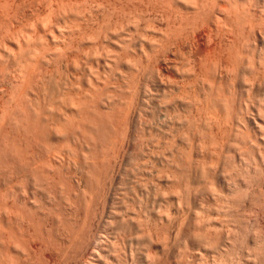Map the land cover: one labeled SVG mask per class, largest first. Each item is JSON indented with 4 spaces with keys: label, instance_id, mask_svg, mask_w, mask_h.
I'll return each instance as SVG.
<instances>
[{
    "label": "bare ground",
    "instance_id": "obj_1",
    "mask_svg": "<svg viewBox=\"0 0 264 264\" xmlns=\"http://www.w3.org/2000/svg\"><path fill=\"white\" fill-rule=\"evenodd\" d=\"M171 1H174V0H171ZM177 1H180V0H177ZM162 2H164V0H162ZM168 2H166L167 5L171 6V3L170 2L168 3ZM180 2H182L183 4L187 3L188 5L189 4L190 5L194 4L193 2H190L189 0L188 1H185V0L182 1L181 0ZM196 2L199 3L200 1L196 0L195 4H197ZM203 2H205V1L203 0L202 3ZM211 2L213 3V0ZM166 3H165V5H166ZM191 3H193V4H191ZM202 3H201V6H204L205 4L203 3V5H202ZM177 4L178 3H176V5ZM214 4L216 5V3H214ZM197 5H193V7H196ZM209 5H210V3H209ZM172 6H174V4H172ZM185 6H186V4H185ZM207 7H208V5H207ZM230 7L231 6H229V8ZM169 9H170V7H169ZM169 9H167V10L169 11ZM171 9H172V7H171ZM192 10H194V9H192ZM232 10H234V9H232ZM158 11H159V9H158ZM202 11L204 12V10H202ZM206 13L204 12V14H206ZM198 15H199V11H198ZM168 18H170V17H168ZM216 19H217V17H216ZM219 21H220V19H219ZM212 22H214V21H212ZM225 24H226V22H225ZM215 25H216V23H215ZM217 25H219V23ZM217 25H216V27H217ZM63 27H65V26H63ZM220 27H221V25H220ZM67 28H71V27L68 26ZM194 28H195V25H194ZM51 29H53V28H51ZM211 29L212 28H210L209 30L211 31ZM206 30H208V28ZM118 31L120 32L121 28H120V30H117L116 32H118ZM52 32L55 34L54 31H52ZM116 32L113 33V34H116ZM61 33H60V35H61ZM192 33H194V32H192ZM117 35H113V36H115V37L117 36L119 38V36L121 34L119 35V33H118ZM125 35H123V36H125ZM218 35H219V33H218ZM40 36H38V37H40ZM46 37H48V35H45L44 39H47L48 41L50 39H52V42L51 41L50 42L44 41V43H45L44 44L43 42H40L41 40L37 41L36 43H34L33 40H32V42L29 43L30 41L28 42L25 39L26 40L25 41L26 44L24 43L25 44L24 48H22L23 46L22 47L20 46L21 43L19 44L17 42V45H18V46L16 45L17 46V50H18L17 51L18 52L17 56H15V52L13 54L12 51H11L12 54L9 53V55H8V52H7L8 56L11 55L10 56L11 57L10 65L13 66V69H10V70H11L12 74H11V72H10V74L8 73L10 70L8 72H6V73L4 72V71L8 70L7 67L5 69V66L3 68L1 67L3 69V71L0 70L1 71L0 72V90H2V87L6 86V85H4L5 84V80L7 79L6 77H8V79H7L8 83L7 84H9L8 86L5 87V88H7V87L9 88V92L7 93V96H6L7 99L5 98L6 100L5 101L3 100L4 101L3 102L4 105L2 106L3 108H1V111H0V134L2 133V136L4 135V138H6L9 135H10L9 138L11 137V141L9 142V144H8V141H9L8 139L9 138H7V143L4 144L2 147H0V264H79V263L82 262V260L85 257L86 258L89 257L90 259H92L94 264H112L111 262H113V261L115 262V264H120V263L122 264V263H127V261L130 262L131 260H133L134 253H136L138 248H139V245H137V244H139L141 242L143 243V241L146 242L145 241L146 239L148 240L147 242H149V243L146 242V244H145L146 246H143V247H146V249L144 248L145 250H142L143 251L144 260H145V264H162L164 262L162 261V263H161L160 262V258L159 259L157 257L155 258L156 253H157V248H158L157 246L161 245L163 247V245H165V247H166V245H168V244H165L166 238L167 239L169 238V234H171L173 232V229H174V231H178V230H175L176 227H177V226L175 227V225H176V219L175 218L176 217L173 216L175 214H172L173 213L172 210H176L175 207H178L177 206L178 202L176 201V199L180 200L181 199L180 198L181 195H183V196L187 195L188 196L190 194V193L188 194V192L190 191L191 185L193 183H195L197 185V183L199 184L201 181L202 182L205 181V182H207V185H209L208 186L209 190H210V188L212 186H214V184L216 186H218L219 191L217 189L216 190L218 192H220V195H221V197L218 198V199L219 200L221 199L220 202L222 201V204L226 207V210L228 208V205H230L231 209L234 208L233 205H235L238 202H241L242 201V200H240L241 198H243L244 200H245V198H247L248 201L249 200L253 201V199L255 200L257 198H259V199L262 198V197H257V195H254V194H256L254 192V190L255 191L258 190L257 192H259V196L261 195L260 194V191H262L261 186H258V183H256L257 184L256 185L257 189H255L254 187L251 186V184H250V180L251 179L250 180L248 179L249 177H251V175L247 174V171H246V173L244 172L246 168L248 169L249 165L246 166V163L240 157L241 156L240 154L239 155L237 154L239 156L237 158L238 161L237 160L235 161L233 159L234 162L237 164L236 168H234V169L238 173H236V172L235 173L239 174V176L241 177V179L243 181V182L239 183V181L237 180L238 181V183H237V181L236 182L232 181L233 179L230 180V177L234 178V176L232 174H230L232 176H229V174H227L228 176L225 175L226 171L224 173V169L223 168L227 169L226 167L222 166V168H221V167H218L216 165L217 160H216L215 163L212 162V165L215 164L217 166V168H221V169L215 168L214 167L215 165L214 166L208 165V163L210 161L205 159V156L207 154L204 153V150H205V149L203 150V146L204 145L202 146L201 142H199L200 144H198V142H197V144L193 143V145H192L191 144L192 140L191 141H190V139L188 140V138H187V130H188V132L191 130L189 128L192 127V125H193L192 123H194L193 118L195 120L196 117L191 118L192 121H189V118H187L186 115L179 114L177 111L180 110L179 108H181V107H182L181 109L184 110V107L187 108L186 105H188L189 103L191 105V102L189 100H187L188 102H185L186 100H183V98H184L183 96H185L186 94L183 95V93H182L183 91L182 90L185 91L184 88L188 87L187 84H189V85L191 84L192 85V83L194 81H192V83H191L190 79L187 80V81H190V82L187 83V84L184 82V84L186 86L184 87V85H181V87L183 86L181 88L180 85H179L180 84L179 82H178L179 84L176 82L179 86H177V84L174 83L177 79L174 82H172L174 79L172 80L170 78L166 79L167 77L165 78L164 76L162 77L160 75L159 70H158V72H156L157 69H158L156 67L157 66L159 67V64H157V63H159V62L161 63V57L160 56L162 54H161L160 50L162 51V49L166 48V47H163L162 49L159 48V50H157V51H159L160 53L157 52V54L155 52L156 50L153 51L154 52L153 53L154 57L152 56L153 57L152 60L154 62L151 59H149V57H147L148 54H149L148 52H151L149 50H150V45H152L151 41L153 39H151V41H150L149 39H146L147 37L145 38L146 40H148V42L150 41V43H149L150 45L148 47L149 49L147 51V56H146V53H145L146 51H144V50H147V49H144L142 47V45L144 44V41H145L144 39H142V40H144L143 43H141L142 45L138 44V46H137V47H141V49H139L137 47H135V48L133 47L134 49H136V48H137V50L139 49L138 53H141V55L145 54L144 56L147 57L145 60H149L148 62L152 61L150 63L151 64L150 69H152V66L154 64L155 65L157 64V66H155L156 71L154 73H152L153 69L155 70L154 66H153V69L148 72V74L146 73L147 75H149L150 72L152 73V74L150 73L151 76L149 75V77H150L149 80H148V77L146 75L147 78H145L144 80L147 81V82L142 81L143 83L141 82L142 83L141 84L138 81L139 84H135L134 83V84H132V86H130L129 83L127 82L128 85H129L128 87H132V88L130 90L127 89L128 92L129 91H131V92L130 93L127 92V94H129V96H127L128 100L124 99L125 100L124 101L123 98H125V97H121L120 100L119 99L116 100L115 99L116 97H114V95L117 94V92L115 93L116 90L114 91V90H110V88L108 89V86L109 87L113 86L110 83V81H109L110 80L109 78H110L111 75L109 74V72L106 69L104 71L105 67H103V66H102L103 71L104 72L107 71V74H105L107 76V78L105 77V79H104L103 78L104 76L102 77V79L100 78L102 76V72L100 73L101 75L100 74L98 75L99 77L96 76L98 74V72H97L98 68H97L96 71H95L96 73L93 72L94 76L92 75V73H90V75H92L91 78L90 77H85L86 80L83 79L84 82L82 81L83 84H82L81 88H80V86L77 87L76 85H75L76 88H74V89L71 88V87L69 88L68 84H67L68 86L65 85V82H66L65 80H64V86H66V88L64 86L60 87L61 85H58L55 82H54L55 83L54 84L52 81L51 82L53 84L51 85L49 83L50 85H48L47 84L48 83V79H49V77H52V76H50L48 73H46V69H47L46 67H47V65L49 66V64L51 65V63L54 60V58L56 57L57 53H58V55H57L56 58L58 59V56H60L62 54V50H60L62 48H59L58 45H57L59 40L57 41L56 39H53V36H51V35L49 36L50 38H46ZM117 37H116V39L113 38L114 40H112L111 38L109 39L107 37L108 38L107 40H110L111 43L114 44L113 46L116 45L117 47L118 46L119 47H122V46L124 47L126 45V43H128L127 41L124 43V41H125L124 37L120 36V39L123 38L121 40L120 39L117 40ZM92 38H94V37H92ZM130 38H131V36H130ZM28 39L30 40V38H28ZM165 39H167V37ZM218 39H219V37H218ZM233 39H235V38H233ZM88 40H87V42H88ZM127 40H128V38H127ZM139 40H140V38H139ZM142 40H140V42ZM184 40L186 41V39H184ZM214 40H216V39H214ZM239 40H240V38H239ZM167 41H168V42H166L167 44H171L175 40L174 41L171 40V43H169L170 40H167ZM176 41L177 42H181V41H183V39L182 38L181 39H177ZM252 41H254V43H253V47H250L251 48L250 51L251 52L254 51V52H252V54L257 51L256 52L257 53V59L259 58V63L258 64H259V66H262L264 64V38L262 37V39H259V41H258V39H254ZM145 42H147V41H145ZM249 42H247V43H249ZM166 43L164 42V46H167V48H168V46H170V45H166ZM175 44L173 43L172 46L169 47V49L172 48V50H173L171 52V54L175 53L174 49L177 47V46L176 47L174 46ZM178 44L179 43H177V45ZM183 44H185V43H183ZM249 44H251V46H252V42L249 43ZM109 45H110V43H109ZM179 45H181V44H179ZM127 46H129V45H127ZM144 46H145V44H144ZM158 46H159V44H158ZM173 47H175V48H173ZM131 48H132V45H131ZM133 48H132L131 52L134 50ZM152 48H153V46H152ZM167 48L163 49V51L165 50V52H167V51L170 52ZM178 48H176V49H178ZM252 48H254V49L252 50ZM97 49H98V47H97ZM104 49H106V48L104 47ZM119 49L122 51V50H125L126 48H123V49L119 48ZM111 50H112V47H111ZM118 50H117V52L115 51L116 53L113 52V54L115 53V55L116 54L118 55ZM108 51H110V50H108ZM113 51H114V48H113ZM165 52H164V54H166ZM195 52H197V51H194V53ZM109 53L108 54L105 53L107 56L106 55H104V56L106 58H108V56H112L113 55V54L109 55ZM123 53H125V52L123 51ZM129 53L130 52H128V54ZM194 53H192V54H194ZM256 53L253 54V55H256ZM66 54H68V53H66ZM66 54L63 53V55L65 57H66ZM135 54L137 55V52ZM178 54H180V52ZM231 54H233V53H231ZM119 55H118L117 58L120 57ZM125 55L126 54H124L123 56L121 55V56L124 58V57H126ZM141 55L139 57H141ZM155 55L157 56V58L155 57ZM199 55H201V53L196 55V57L199 56ZM104 56H101V59H103L102 61H100L102 63V65H104L106 67L107 66L109 67V66L112 65L111 66L112 68L109 67L110 71H112V73L115 70L117 71L116 77H114L116 79L115 80L112 79V81L116 82L118 80V81L122 82V81H124V79L126 80L127 79L126 77L128 75L125 76V74H127L128 70H130L129 68H132V67L128 68V66H129L128 65V66H126V68L128 70L121 71L122 69L120 67H122V66L116 65V64H118V62L116 61V64H114L115 62L113 63L115 65L114 69H113V64H111L112 62H107V61L108 60H110V61L122 60V59H114V57L112 56L113 59H111L112 57L111 58L109 57L108 60H106V59H104ZM149 56H150V58H152L151 54ZM162 56H164V55H162ZM165 56L163 57L164 60H165ZM189 56H190V54H189ZM203 56H204L203 58H205L204 60L207 61L204 53H203ZM206 56H208V55H206ZM239 56H240V54H239ZM95 57H96V54H95ZM97 57H96L97 59L100 58L99 56H97ZM158 57H160V61H158L159 60ZM185 57H187V56H185ZM185 57L183 59L184 60L183 62L188 61V62H186L185 65L188 64L187 66L189 68L187 66H186L187 68H184L185 65L182 64L184 67L181 66V68H184V69H181L182 72H180V70H178L179 67L177 69V64L178 63L177 62L175 63L176 64L175 65L176 66V71H175V68H174V71L175 72L178 71L177 74L180 73L179 74L180 76L182 75L181 73H184V72H185L183 74L184 76L185 75H189L191 73H194V72H192L193 70L190 73H189V71L191 69H194L193 67H194L195 63H197L199 69H201V67L203 65L205 66V64H206L205 61H203L202 57H198L200 59V62H201L202 66L201 65H200L201 67L199 66L200 62H198V61H196L194 64H192L193 61H191L192 63L190 62V66H193V67H191V69H190L189 61L191 59L190 58L191 56L189 57L190 59L186 58V60H185ZM9 58H7V60H9ZM168 58H170V53H169V57ZM175 58H176V56H175ZM181 58H183V57H181ZM101 59H99V60H101ZM166 59H167V57H166ZM212 59H214V58H212ZM254 59H255V56H254ZM124 60H125L124 62H126L125 64H127L128 63V59H124ZM139 60H141V59H139ZM169 60H167V61H169ZM236 60H238V59H236ZM54 61L56 62V60H54ZM54 61H53V66L55 64ZM58 61H59V59H58ZM155 61L156 62L158 61V62L156 63ZM181 61H182V59H181ZM214 61L217 62L216 60H213V63H211V66L213 64L215 66V68L217 67L216 69L219 71V68L217 66L219 64V62L215 65ZM252 61L253 62L250 61L252 64L256 63L254 60H252ZM124 62H123V64H124ZM140 62H142V61H140ZM69 63H70V61H69ZM152 63H154V64H152ZM248 63H249V61H248ZM56 64H57V62H56ZM91 64L89 66H92ZM95 64L98 65V60L95 62ZM168 64H167V66H168ZM2 65H4V64H2ZM148 65H149V63H148ZM163 65L165 66V64H163ZM171 65L173 66V64H171ZM197 65L195 64L196 67H197ZM116 66L117 67L120 66L119 70L120 69L121 70L119 71V70L115 69ZM204 66L202 67V69L206 68ZM214 66H212V67H214ZM98 67H100V66H98ZM255 67H257V66H255ZM43 68L45 69V71H44ZM73 68H75V67H73ZM135 68L136 67H134V69ZM169 68H168V70H169ZM211 68H210V70H211ZM249 68H252V70H254L253 67H249ZM185 69H186V71L188 70V73L185 71ZM131 70L133 71V68ZM183 70H184V72H183ZM223 70H225V69L223 68ZM223 70L220 73H218V80L216 79L217 78L216 77L217 74H216V76L214 75L216 72H214L212 70H211L212 71L211 73L213 74V76L209 75L212 78L211 80L208 78L209 76H206L205 73L203 74L206 77V78L204 77L205 79L210 80V81H208L209 84L206 82L209 85L206 88H208L210 91H212V87L214 85L215 80L218 81L217 89H218V87L219 88L221 87L220 79H222V77L224 76ZM231 70H234V69L232 68ZM245 70H248V68L245 69ZM80 71H81V69H80ZM89 71H91V69ZM89 71H88V73H89ZM138 71H140V68H139ZM197 71L200 72V70H197ZM208 71H209V67H208ZM161 72H162V70H161ZM198 72L195 71V73H198ZM7 73H8L9 76H7ZM226 73H228V70H227V72L225 71V75H226ZM258 73H260V72H258ZM47 74H48L49 77H48L47 83H46L44 81L46 80L45 77L47 76ZM161 74L163 75V73H161ZM230 74H229V76H230ZM129 75H131V73ZM133 75H134V73H132L131 76H133ZM169 75H171V74H169ZM183 75L181 76V78L184 77ZM197 75H199V74H197ZM84 76H83V78H84ZM88 76H89V74H88ZM166 76H168V75H166ZM194 76H196V75H194ZM189 77H192V76L189 75ZM224 77L226 78V76H224ZM233 77H235V76H233ZM79 78H80V76H79ZM181 78H180V80H181ZM198 78H200V77H197V79ZM227 78H228V76H227ZM230 78H232V75H231ZM246 78H247V75H246ZM250 78H248V79H250ZM193 79L195 80V77ZM243 79H244V77H243ZM51 80H53V79H51ZM128 80H130V79H128ZM182 80H183V78H182ZM229 80L231 81V79H229ZM56 82H57V80H56ZM115 82H112V83H115ZM121 82H119V83L116 82L117 83V87L121 86L120 85ZM135 82H136V80H135ZM181 82L183 83V81H181ZM202 82H201V85L205 84V83H202ZM234 82L237 83V81H235V79H234ZM240 82H241V80L239 81V83ZM247 82H249V81H247ZM247 82L244 83V81H243V82H241V84H237V85L235 83L232 84V82L231 83L229 82L231 84V85H229L231 90H228L230 88L227 85V87H228L227 90L229 91V94L228 93L226 94V95L229 96V99L224 97V96H226L225 94L223 96V98H225V99H223V100L221 99L222 102H223L222 103L223 104L222 108L225 106L224 109H222L223 111H221V108H219V106H218L219 104L217 102L219 100L212 99L211 106H212L213 109L211 108L209 113H206L204 111L205 115L203 114L204 115L203 116L204 117V122H203L202 125L200 124L201 123L200 121L198 123L197 119L195 120V123L196 122L198 123V125L197 124L196 125L199 128L198 129L196 127V125L194 124L195 126L193 125V127L194 128L196 127L195 130L196 129H197V131L199 130L198 132L201 135H203V133L206 130L209 129V128H207V126L208 127H210V126L214 127V125H217V129H215V131L217 132L218 128L219 129L224 128V127H222L224 122L227 124L226 121H228L231 124H235V129L239 130V132L241 130H243L244 132H241V134L243 136L246 135L247 133H249L251 130L255 131V130L259 129L260 131H262L261 129H264L262 127V123L264 121V105L262 103L264 102V100L261 99L263 102L261 100L260 101L256 100L258 103H260L259 105L255 104L258 107L257 106L254 107V105H252L253 101H255L254 99L258 96L259 92L257 93V96L253 95L252 92L253 91L255 92V90H254L255 86H253V88H252V85H248L249 83H247ZM251 82H252V80L250 81V84H251ZM131 83H133V82H131ZM194 83H196V82H194ZM122 84H124V83L122 82ZM207 84H205V85H207ZM70 85H73L72 82H71ZM137 85H140V86H137ZM199 85H200V82L197 85L198 89L202 87V86L199 87ZM205 85H203V86H205ZM193 86H195V84L192 85V88L190 87L192 90H194L196 88V87L194 88ZM122 87H123V89L125 87L127 88L126 84L122 85ZM177 87L180 88V90L182 89L181 90V94L183 95L182 96L183 98L180 96L179 97L180 99H179L178 97L175 96L178 99H176L174 97L176 99V100H174L173 94H175V92L178 93V95H181L178 92L179 90L173 92L174 89H176V90L178 89ZM236 87L237 88L241 87L239 89L243 88V90H246V92H244V94L246 93L245 94L246 97L242 98V99H245L244 101H241L242 99L241 100L237 99V95H238L237 90L238 89ZM54 88H58V90L56 89L57 92L54 91ZM113 88H111V89H113ZM126 88H125V90H126ZM204 88L205 87H202L201 90L202 89L204 90ZM257 88H258V86H257ZM257 88L255 87V89H257ZM105 89H107V90H106V92L103 93V90L105 91ZM220 89H218L217 92H215V93H217V95H214V96H217L218 99L220 98L218 96H222L223 95V90H222L223 88L221 89L222 90V92H221L222 94L218 92ZM196 90H197V88H196ZM203 90H202V92L200 90L198 91L199 93L201 92L200 94L199 93H197L195 95L192 94V96H194L193 100H195V98L198 97L197 95H201L202 94V98L203 99L200 98V100L203 101L202 103H201V101L199 103V97L197 98L198 100L196 99L195 101H193L194 103L196 101H198L197 102L198 103L197 104L198 107L196 105L195 106L193 105L194 107H196L195 109H197V111L196 110L195 111L198 112L197 113L198 116H200V111H201V113L203 112L202 109L204 107L202 105L206 106L205 103H208L206 100L208 99L209 102H210V98H209V96H210L209 92L210 91L208 90L209 92L208 93L206 92V94H207L206 95L205 94V90H204V92H203ZM227 90H226V92H227ZM206 91H207V89H206ZM123 92H125V91H123ZM241 92L242 91L240 90V93ZM120 93H121V91H120ZM187 93H188V91H187ZM203 94H205V96H203ZM219 94H221V95H219ZM244 94L242 92V95H244ZM240 95H239V97H240ZM251 95L256 96L255 98L253 97L254 99L252 100V103L250 102L251 101V99H250ZM45 96H47V97L45 98ZM195 96H197V97H195ZM211 96H212V94H211ZM214 96H213V98H214ZM228 96H226V97H228ZM39 97H41V101L42 102H45L44 104L39 105V102H40ZM258 97H257V99H260ZM260 97H264V96H260ZM170 98L172 100H169V101L174 105V107L178 108V109L177 108L175 109L174 107L173 108L171 107L172 109H175L174 112H176V113H175L174 116H172L174 114V112H172L173 113L172 115H171V113H169V111H173V110H169L170 108L168 106V103H170V102L167 101V100L170 99ZM190 98H191V96H190ZM188 99H189V97H188ZM204 99H205L206 102L204 101ZM38 100H39V102H38ZM213 100L216 103L215 102L213 103ZM122 101H124V103ZM118 102H122V103L118 104ZM257 102H255V103H257ZM133 104H134V106H133ZM117 105H121L122 110L119 109V107L116 109L115 106H117ZM190 105H188V106L190 107ZM260 105H262V107ZM170 106H172V105H170ZM132 107H133V109H132ZM209 107H210V104H209ZM205 108H207V110H209L208 107H205ZM118 109L120 110V112H117ZM186 111H187V109H186ZM196 112H195V114H196ZM177 113L179 115H181L182 117L179 116V115L176 116ZM180 113H181V111H180ZM183 113H184V111H183ZM188 114H190V113H188ZM138 115H139V118L141 117L140 119H142L141 121H139V125H138V123H136V120L138 122V119H139ZM174 117H175V119H174ZM177 117H178V119H176ZM203 117H201V118H203ZM201 118H198V120H201ZM222 120H223V123L221 125L220 123L222 122ZM226 124L224 125L225 127H226ZM228 124H227V126H228ZM204 125H206V126H204ZM177 126H179V129L177 128ZM202 126H203V128L206 127V130L202 129ZM230 127L232 128V125ZM138 129H139L140 132H138ZM235 129H234V133L238 132V131H235ZM143 130H144L145 136H148V137L143 138V136H144ZM176 130H178L179 132H177ZM209 130H210V132L212 131V133H213L214 129H212V130L209 129ZM222 130H224V129H222ZM219 132H221V130ZM222 132H224V131H222ZM225 132H226V130H225ZM231 132H232V129H231ZM263 132H261V133H263ZM140 133H141V136L139 135ZM177 133L178 134L181 133L182 136H183L184 133L186 134V135H184V137H186L184 139L188 140V142L186 141L187 145H185V146L183 145V143H185V142L182 143L183 138H181L180 142H177L178 145L176 144V141L178 139L176 140L175 136H178ZM206 133H208V132H206ZM193 134H192V136H193ZM223 134L225 135V133H223ZM201 135H199V136H201ZM251 135H252V133H251ZM253 135H255V132H254ZM139 136L141 137V139H140ZM154 136H156V138H153ZM192 136H189V137H192ZM240 136L238 137L239 139H240ZM243 136H241V138L244 139ZM247 136H248V134H247ZM159 137L162 138V139H159ZM196 137L197 136H195V138ZM138 138H139L140 141H136ZM163 138H164V140H163ZM173 138H175V140H173ZM262 138H263V136H262ZM21 139H23V141ZM154 139H156V141ZM166 139H168L169 142H170L169 139H172L171 141L175 142V144L173 142V145L176 146L175 147V151L173 149V145L171 144V142L169 143L171 145L168 146V142H165V141H167ZM179 139H180V137H179ZM203 139H206V138L203 137ZM233 139H232V141H233ZM239 139H237V140H239ZM53 140L58 141L60 143L59 145H61V147L57 144V147L55 149L53 148V150H49V153H50V151H53L52 153L47 154L45 152L46 156H44L43 154H40L43 157L42 158L43 165H38L37 166L36 163H38V162H36L34 157H38V154H39V152L36 151L38 149V147H37L38 141L39 142L40 141L43 142L44 146L47 147L48 143H49V145H51L50 143ZM160 140L165 142L164 145L168 147L167 150L169 151V153L165 152V148H166L165 146H162V147H165V148L164 149L162 148V150H160V152L161 151H164V152H162V153L159 152L158 153L159 149L157 150L156 147H158L160 142L162 144V141H160ZM212 140H213L214 144H215V142H217V140L214 141V137L212 138ZM1 141H2V139H1ZM56 141H53V142H56ZM201 141H202V139H201ZM246 141H247V139H246ZM251 141H252V139H251ZM46 142H47V145H46ZM189 142H191V143L189 144ZM235 142H236V140H235ZM247 142H249V141H247ZM202 143L205 144L204 142H202ZM231 143H233V142H230L229 144L231 145ZM38 144H40V143H38ZM208 144L210 145L211 143H208ZM214 144H213V146H214ZM243 144H245V143H243ZM42 145H40L41 149L43 147ZM160 145H159V147H160ZM227 145H228V142H227ZM194 146H195V149L197 148L195 157H199L201 159L193 157V155H194L193 153H195L194 151H192V150H195L193 148ZM217 147L218 146L216 145V147H214V148H216L218 150ZM245 147H247V145ZM252 147H253V145H252ZM50 148H52V147H50ZM169 148H170V150H169ZM171 148L173 150H171ZM235 148H237V147H235ZM242 148H243V146H242ZM43 149H44V147H43ZM61 149L63 150V152H62ZM220 149H221V147H220ZM227 150H229V149H227ZM227 150L225 152H227ZM230 151H229V153H230ZM40 152H42V151H40ZM59 153H61V154L59 155ZM209 153H211V152L209 151ZM214 154H213V156H214ZM234 154H233V158H235ZM227 155L229 156V154H227ZM224 156H225V154H224ZM231 156H232V154H231ZM242 156H244V154H242ZM216 158H218V157H216ZM211 159H212V157H211ZM40 160L41 159H38V161H40ZM233 160L231 161L232 163H234ZM31 161H34L35 163L30 164V163H32ZM207 161H208V163H207ZM224 161H222V162H224ZM227 161H228V159H227ZM231 162H229V164ZM221 165H223V164H221ZM224 166H227V165L224 164ZM229 167H230V165H229ZM233 167H231L230 169H232ZM258 169H260V168H258ZM248 170H250V168ZM261 171L262 170H260V172ZM257 172H259V171H257ZM257 172H255V173H257ZM248 173H249V171H248ZM253 173L254 172H252L251 174H253ZM39 174H41V176ZM263 174H264V172H263ZM263 174H262V176H263ZM38 175L40 176V178H42V181L46 185V187L43 186L45 189H42L43 191L45 190L44 191V197H43L44 200L41 199V202H40V198L39 197H41V196H39V197L37 196L38 199H39L40 204H37L38 199L36 198V195H35L36 194L35 193L36 190H34V186H33V185H36V184H34L35 182L38 183V181H37L39 179ZM257 176H256V178H257ZM236 177H237V175H236ZM246 177H248V178H246ZM31 180H32L33 183L31 182ZM253 181H255V180L253 179ZM258 181H260V180L258 179ZM258 181H255V182H258ZM255 182H253L252 185ZM203 183H201V184H203ZM263 184H264V182H263ZM174 185L177 188L176 189L174 188L175 190H171V187H173ZM204 185H206V184H204ZM31 186H32V188L30 189ZM38 186H39V184H38ZM40 187H42V186H40ZM166 187L170 188L169 190H171L172 196L168 195L169 191H166V189H165ZM193 187H194V189L197 188V186H195V185ZM200 187H201V185H200ZM215 188H214V190H215ZM263 188H264V186H263ZM192 190L193 189H191V191ZM204 190L206 191L207 189H204ZM204 190H202V191H204ZM211 190H210V192H211ZM175 193H177L178 196L180 195L178 197L179 199L175 198V195H177ZM194 195H196V193ZM201 195H203V193ZM201 195H199V196H201ZM214 195H216V193H214ZM241 196H243V197H241ZM169 198L171 199V201H169ZM172 198L175 199L176 205L174 204L175 202L173 203L174 199H172ZM188 198L189 197H187V199ZM203 198H205V196ZM207 199H208V196H207ZM259 199H258V201H259ZM194 200H195V198H194ZM198 200L199 199L195 200L194 202H196ZM205 200H206V198H205ZM238 200H240V201H238ZM185 201H187V200H185ZM189 201H188V203H189ZM236 201H238V202H236ZM194 202H192L193 205H195ZM206 202H207V200H206ZM206 202H203V203H206ZM253 202H254L253 205L255 206V203L257 201H253ZM41 203H43V204H41ZM197 203H200V201L197 202ZM248 203L252 205L251 202H248ZM258 203L259 202H257V204ZM169 204H170V207H169ZM172 204H174V205L172 206ZM217 204L218 203H216L215 205H217ZM231 204H233V205H231ZM243 204H245V203H243ZM243 204H241V206ZM39 205H41L40 207H42L44 209L43 212L45 211L46 215L45 214L40 215L41 214L40 210H42V208L39 209ZM161 205H162V207H164L163 209H162ZM166 205L168 207H166ZM198 205L199 204H197V208H199ZM238 206L236 208H238ZM160 207H161V209H160ZM221 207H223V206L221 205ZM245 207L247 208V206H245ZM37 208L39 209V212H40L39 215L36 213V211H37L36 209ZM210 208L211 207H209V209ZM236 208H234V209H236ZM242 208H244V207H242ZM262 208H263V206H262ZM193 209L194 208H192V210L190 209L191 210L190 212H192ZM209 209H208V211H209ZM255 209H256V207H255ZM257 209H258V207H257ZM259 210H260V207H259ZM196 211L200 212L199 209H197ZM176 212L178 213V211H176ZM187 212H188V210H187ZM201 212L203 214L205 211L204 212L201 211ZM201 212L200 213L196 212L197 214L196 213L193 214V215H196V217L194 218L196 221L194 219H192L194 216L192 218H189V219L193 220L192 222L189 221V227H191V226L193 227L194 226L196 228L195 225L198 224V226L196 228V231H198V232H196L194 230L192 231V229H195V228H192L191 231L188 232V234H190V236L192 237V240H193V238H195L193 241L199 239L200 241H202L201 244L206 241V243L209 244V246H210V243H211V245H213L212 240H211L212 238L215 239V240L213 239V242L216 241L217 239L218 240L219 239H221V240L222 239H225V240L228 239V241H229L228 237H229V233H230V231L232 229L229 228L230 231L228 233H226V236L224 235L225 237H223V234H225V233L223 231H220V230H223L224 228L221 229L222 226L220 227L219 224L218 225L216 224V226H215L214 222L216 220L210 219L211 220L210 221L209 219L208 220H206V218L204 219L202 216L199 215V214H201ZM217 212L219 213V211H217ZM241 212H243V211H241ZM251 212H253V211H251ZM214 213L215 212H213V214ZM235 213H236V218H237V215H239V214H237V212H235ZM207 214L208 215L210 214V216H211V213L207 212ZM213 214H212V216H213ZM227 214H228V212H227ZM246 214H248V213H246ZM185 215H187V214L185 213ZM185 215H184V217H185ZM220 215H222V213ZM240 215H242V213ZM223 216H226V215H223ZM230 216L228 215V218ZM233 217H234V213H233ZM77 218H79V220ZM253 218H255V217H253ZM185 219H184V221H185ZM222 220L223 219H221V221ZM255 220L257 221V219H255ZM194 221H195V225H193ZM212 221H214V222H212ZM187 222H188V219H187ZM187 222H186V224H187ZM190 222H191L192 225L190 224ZM219 222L220 221H218V223ZM231 222H232V219H231ZM249 222H250V220H249ZM216 223H217V221H216ZM226 223L227 222L225 220L224 224H226ZM228 224H229V227H231L230 226V222H228ZM228 224H227V226L224 225L225 228L228 227ZM241 224H242V222H241ZM32 225L35 226V227H33ZM244 225H246V224H244ZM260 225H261V227L263 226L262 224H260ZM187 226H188V224L186 225V228H189ZM218 226L220 228L216 229V227H218ZM251 226L253 227V225H251ZM31 228L33 230H30ZM189 230H190V228H189ZM255 230H257V229H254V233H256ZM187 231H188V229H186V232ZM262 231H263V229H262ZM158 232H160V233H158ZM220 232H223V233L221 234ZM231 232H233V231H231ZM161 233H163V234H161ZM174 233H176V232H174ZM235 233H238V232H235ZM258 234H260V233H258ZM175 235H177V234H175ZM186 236H188V235H186ZM190 236H188V238ZM241 236H243V234ZM255 236H257L256 238H258L259 235H254V237ZM262 236H264V235H262ZM144 238H145V240H144ZM173 238H174V235H173ZM230 238H231V236H230ZM175 239L177 240V238H175ZM219 241H218V243H219ZM222 241H224V240H222ZM228 241L226 240L225 242H228ZM168 242H171V240L168 241ZM185 242H186V240H185ZM208 242H210V243H208ZM225 242H223V243H225ZM183 243L184 242L182 241L180 244L183 245ZM195 243H198V242H195ZM206 243H204V245H206ZM215 243H217V241ZM215 243H214V245H215ZM220 243L223 244L221 241H220ZM231 243H232V241H231ZM180 244H179V246H180ZM225 244H223V245H225ZM198 245H196V246H198ZM223 245H222V247H223ZM137 246H138V248H137ZM173 246L177 247L178 245L177 246L173 245ZM202 246H203V244H202ZM141 247H142V245L140 246V248ZM175 247H173V248H175ZM205 248H206V246H205ZM224 248H225L224 250H227L226 247H224ZM258 248H259V246H258ZM181 249H184V248H181ZM219 249H220V247H219ZM158 250H160V249H158ZM170 251H171V249H170ZM172 251H174V249ZM158 252H160V251H158ZM181 252H183V250ZM208 252H210V251L208 250ZM261 252H263V250ZM161 253L162 254H160V253L159 254L161 255L160 257L162 258V257H164L163 253L165 254L164 250H163V252L161 250ZM212 253H210V254H212ZM48 254H49V256H48ZM136 254H137V256L139 254L142 255V252H140L139 254L138 253H136ZM248 254H249V252H248ZM259 254H260V252H259ZM112 255H113V259H111ZM170 255H171V253H170ZM177 256H179V253H178ZM166 259H167V257H166ZM168 260L170 262V256H169ZM259 260H260L259 264H264V254L263 253H261V256H260ZM176 261H178V260H176ZM179 261H181V260H179ZM187 261H188V259H187ZM141 263H139V264H141ZM188 264H190V263H188Z\"/></svg>",
    "mask_w": 264,
    "mask_h": 264
},
{
    "label": "rangeland",
    "instance_id": "obj_2",
    "mask_svg": "<svg viewBox=\"0 0 264 264\" xmlns=\"http://www.w3.org/2000/svg\"><path fill=\"white\" fill-rule=\"evenodd\" d=\"M143 1V2H142ZM169 0H164V2H162V0H0V70H2L3 71V67L5 66V69H6V67H7V69L8 70H6V71H4L5 73L6 72H8L10 69H13V66H11L10 65V60H11V55L10 56H8L9 55V53L10 54H14V52H15V56H17V42L20 44L21 43V47L22 48H24L25 47V44H26V40L29 42V43H31L32 42V40H33V42L34 43H36L37 41H40V42H43L44 43V41H48L47 39H44L45 38V35H48V37H46V38H50L49 36L51 35V36H53V39H56L57 41H58V43H57V45H58V47L59 48H62V49H60V50H62V56L60 55V56H58V59H59V61H58V59L56 58L57 57V55H58V53H57V55H56V57L54 58V60H56V62H57V64H56V62H55V64H54V66H53V61H52V63H51V65L49 64V66L47 65V69H46V73H48L50 76H52V77H49L48 76V74H47V76L45 77V81L44 82H46L47 83V79H48V77H49V79H48V85H52L54 82L56 83V84H58V85H61L60 87H63L64 86V80L66 81L65 82V85H67L69 88L71 87V88H76L75 87V85L77 86V87H79L80 86V88H81V86H82V81L84 82V80L83 79H85L86 80V78L85 77H92V75L94 74V73H96L95 71H96V69H97V72H98V74L96 75V76H98L101 72H102V76L100 77L101 79H102V77L105 79V77L107 78V76L105 75V74H107V71L109 72V74L111 75L110 76V83L113 85L112 87H109L108 86V89L110 88V90H116L115 91V93L117 92V94L116 95H114V97H116L115 99L117 100V99H119L120 100V98L121 97H125V98H123V100L125 99H127L128 100V97L127 96H129V94H127V92H128V90H130L132 87H128L129 85L130 86H132V84H139V82L141 83L142 81H144V82H147V81H145L144 79L145 78H147L148 77V80L150 79V77H149V75H150V73H149V75H147L148 74V72L149 71H151L152 69H153V66H154V68H155V66H157V64H159V67L157 66L156 68H158L157 69V71H156V68H155V70L153 69V72L152 73H154L155 71L156 72H158V70H159V72H160V75L163 77H167L166 79H174L172 82H174L176 79V81L174 82L175 84H177L178 82L180 83H178L179 85H180V87H181V85H184V87L186 86L185 84H184V82L187 84V83H189L190 81H187V80H191V83H192V81H194V82H196V83H194L195 84V86H193L194 88L196 87L197 88V90H196V88L194 89V90H192L191 88H192V85H194L193 83H192V85L190 84H187L188 85V87L186 88H184L185 89V91L184 90H182L183 92V95H185V96H183L182 94H181V90H180V88H178L177 90L176 89H174V91L173 92H175V91H178L179 92V94H181V95H178V93H176L175 92V94H173V98L176 96V97H186L185 99L183 98V100H186L185 102H188L187 100H189L190 102H191V105H190V103L188 104V105H190V107L188 106V105H186V107L187 108H185L184 107V110H182L181 108H179L180 110H178L177 112L179 113V114H184V115H186V117L187 118H189V121H192L191 120V118H193V117H196L195 118V120L197 119V121H198V123H199V121L201 122L200 124L202 125L203 124V122H204V115H205V112L206 113H209V111H210V109L212 108V106H211V102H212V99H217V100H219L217 103L219 104L218 106H219V108H221V111H223L222 109H224V107L222 108V100L223 99H225V98H227V99H229V96L228 95H226L227 93L229 94V91L228 90H231V88H230V86L229 85H231L230 83L232 82V84H241V82H243L244 81V83L245 82H247V81H249V82H247V83H249L248 85H252V88H253V86H255L256 88H257V86H258V88L257 89H255V87H254V90H255V92L253 91L252 93H253V95H256L257 96V93L259 92V94H258V98H260V99H257V97L256 96H253V95H251V97H250V99H251V103H252V100L254 99L255 101H253V103H252V105H254V107L255 106H257V105H259L260 103H258L256 100H261V99H263L264 100V97H260V96H264V64L262 65V66H259V58L257 59V51L255 52L256 53V55H253V54H255V53H253L252 54V52H254V51H250L251 50V48L250 47H253V43H254V41H252V40H254V39H258V41H259V39H262V37L264 38V0H213V3L211 2L212 0H204L205 2H203L205 5L204 6H201V3H202V1L201 0H199L200 2L198 3V2H196L197 4H195V1L194 0H189L190 2H193V3H191V4H193V5H197L196 7H193V5H188L187 3H185L186 4V6H185V4H183L182 2H180V1H177V0H174V1H169L170 3H171V6H169V5H167V3L166 2H168ZM177 1V2H176ZM183 1V0H182ZM185 1H188V0H185ZM198 1V0H197ZM240 1V2H239ZM142 2V3H141ZM149 2V3H148ZM157 2V3H156ZM168 2V3H169ZM173 2V3H172ZM180 2V3H179ZM242 2V3H241ZM253 2V3H252ZM165 3H166V5H165ZM176 3H178L177 5H176ZM203 3H202V5H203ZM209 3H210V5H209ZM214 3H216V5L214 4ZM220 3V4H219ZM172 4H174V6H172ZM180 4V5H179ZM208 5V7H207V5ZM214 4V5H213ZM248 6H247V5ZM184 5V6H183ZM160 6V7H159ZM223 6V7H222ZM229 6H231L230 8H229ZM151 7V8H150ZM169 7H170V9H169ZM171 7H172V9H171ZM186 9H185V8ZM214 7V8H213ZM236 7V8H235ZM241 7V8H240ZM189 8V9H188ZM210 8V9H209ZM254 8V9H253ZM259 8V9H258ZM158 9H159V11H158ZM167 9H169V11L167 10ZM183 9V10H182ZM192 9H194V10H192ZM232 9H234V10H232ZM199 11V15H198V11ZM202 10H204V12L207 14H204V12L202 11ZM211 12H210V11ZM224 12H223V11ZM241 10V11H240ZM167 11V12H166ZM203 13H201V12ZM244 11V12H243ZM179 12V13H178ZM197 12V13H196ZM210 12V13H209ZM256 12V13H255ZM209 13V14H208ZM223 13V14H222ZM233 13V14H232ZM65 14V15H64ZM195 14V15H194ZM222 14V15H221ZM249 14V15H248ZM229 15V16H228ZM239 15V16H238ZM243 15V16H242ZM85 16V17H84ZM177 16V17H176ZM203 16V17H202ZM68 17V18H67ZM83 17V18H82ZM168 17H170V18H168ZM216 17H217V19H216ZM230 17V18H229ZM233 17V18H232ZM88 18V19H87ZM199 18V19H198ZM223 20H222V19ZM225 18V19H224ZM84 19V20H83ZM219 19H220V21H219ZM230 19V20H229ZM65 20V21H64ZM69 20V21H68ZM95 20V21H94ZM194 20V21H193ZM197 20V21H196ZM200 20V21H199ZM205 20V21H204ZM212 21H214L215 23H216V25L219 23V25H217V27H216V25H215V23L214 22H212ZM217 21V22H216ZM70 22V23H69ZM199 22V23H198ZM210 22V23H209ZM225 22H226V24H225ZM228 22V23H227ZM231 22V23H230ZM69 23V24H68ZM202 23V24H201ZM73 24V25H72ZM81 24V25H80ZM94 24V25H93ZM93 25V26H92ZM194 25H195V28H194ZM198 25V26H197ZM204 27H203V26ZM220 25H221V27H220ZM63 26H65V27H63ZM69 26V27H71V28H67V27ZM109 28H108V27ZM198 28H197V27ZM206 26V27H205ZM209 26V27H208ZM53 28V29H51V28ZM57 27V28H56ZM78 27V28H77ZM230 27V28H229ZM232 27V28H231ZM46 30H45V29ZM63 28V29H62ZM87 28V29H86ZM107 28V29H106ZM111 28V29H110ZM117 28V29H116ZM120 28H121V31L119 32H116L117 30H120ZM123 28V29H122ZM194 30H193V29ZM203 28V29H202ZM208 28V30L210 29V28H212L211 29V31L209 30H206V29ZM42 29V30H41ZM218 29V30H217ZM229 29V30H228ZM232 29V30H231ZM63 30V31H62ZM71 30V31H70ZM128 30V31H127ZM197 30V31H196ZM226 30V31H225ZM231 30V31H230ZM254 30V31H253ZM52 31H54L55 32V34L52 32ZM59 31V32H58ZM99 31V32H98ZM116 32V34H113V33H115ZM219 31V32H218ZM51 32V33H50ZM63 34H62V33ZM122 32V33H121ZM125 32V33H124ZM189 32V33H188ZM192 32H194V33H192ZM251 32V33H250ZM60 33H61V35H60ZM112 33V34H111ZM119 33V35L121 36V37H124L125 38V41H124V43L127 41L128 43H126V47L124 46H122V47H119V48H121V49H123V48H126L125 50H120L116 45L115 46H113L114 44H112L111 43V41L110 40H107L108 38L110 39H112V40H114V39H116V37L118 36L117 34ZM128 33V34H127ZM145 33V34H144ZM186 33V34H185ZM188 33V34H187ZM211 33V34H210ZM218 33H219V35H218ZM221 33V34H220ZM234 33V34H233ZM248 33V34H247ZM258 33V34H257ZM260 33V34H259ZM45 34V35H44ZM126 34V35H125ZM182 34V35H181ZM263 34V35H262ZM41 35V36H40ZM89 35V36H88ZM104 35V36H103ZM113 35H117L116 37L115 36H113ZM123 35H125V36H123ZM190 35V36H189ZM211 35V36H210ZM251 35V36H250ZM262 37H261V36ZM38 36H40V37H38ZM120 36H119V38L117 37V40H119L120 39ZM129 36V37H128ZM130 36H131V38H130ZM138 36V37H137ZM183 36V37H182ZM217 38H216V37ZM238 36V37H237ZM42 37V38H41ZM92 37H94V38H92ZM108 37V38H107ZM115 37V38H114ZM147 37V38H146ZM155 37V38H154ZM167 37V39H165ZM175 39H174V38ZM177 37V38H176ZM179 37V38H178ZM185 37V38H184ZM197 37V38H196ZM218 37H219V39H218ZM243 37V38H242ZM256 37V38H255ZM28 38H30V40L28 39ZM38 38V39H37ZM52 38V37H51ZM114 38V39H113ZM127 38H128V40H127ZM139 38H140V40H142V39H144L145 41H147V42H145L144 40H142L141 42H140V40H139ZM149 39L150 41H151V39H153L152 41H151V44L152 45H150L149 43H150V41L148 42V40H146V39ZM169 38V39H168ZM183 39V41H181V42H177L176 40L177 39ZM188 38V39H187ZM233 38H235V39H233ZM238 38V39H237ZM239 38H240V40H239ZM26 39V40H25ZM44 39V40H43ZM89 39V40H88ZM121 39H123V38H121ZM120 39V40H121ZM157 39V40H156ZM162 39V40H161ZM166 41H165V40ZM184 39H186V41L184 40ZM193 39V40H192ZM214 39H216V40H214ZM229 39V40H228ZM232 39V40H231ZM43 40V41H42ZM55 40V41H56ZM87 40H88V42H87ZM104 40V41H103ZM107 40V41H106ZM139 40V41H138ZM167 40H170L169 41V43H171V40L172 41H174L173 43L175 44L174 46L176 47V48H178V49H176L175 47H173V48H175L174 50V54L172 53L171 54V52L173 51L172 50V48H170L169 49V47H171L172 46V44L173 43H171V44H167L166 42H168ZM236 40V41H235ZM245 40V41H244ZM52 42V39H50L48 42ZM110 41V42H109ZM143 41H144V44H145V46H144V44L142 45L141 43H143ZM161 41V42H160ZM250 41V42H249ZM140 42V43H139ZM157 42V43H156ZM164 42L166 43V45H170V46H168V48H167V46H164ZM190 42V43H189ZM210 42V43H209ZM213 42V43H212ZM247 42H249V43H251L252 42V46H251V44H249V43H247ZM25 43V44H24ZM42 43V44H43ZM98 43V44H97ZM107 43V44H106ZM109 43H110V45H109ZM135 43V44H134ZM147 43V44H146ZM154 43V44H153ZM177 43H179V44H181V45H177ZM183 43H185V44H183ZM207 43V44H206ZM234 43V44H233ZM45 44V43H44ZM43 44V45H44ZM89 44V45H88ZM123 44V43H122ZM138 44H140V45H142V47L144 48V49H147V50H144V51H146L145 53H146V56H147V51H148V47H149V45H150V50L149 51H151V52H148L149 54H148V56L147 57H149V59H153V51H155L156 52V54H157V52H159V51H157V50H159V48H163V47H166L170 52H168L167 50V52H165V50L163 51V49H166V48H163L162 49V51L160 50V52H161V54L162 55H166L165 56V60L163 59V57L164 56H160L159 54V56L161 57V63L159 62V63H157L158 61H160V57H158V61L156 62L157 64L155 65L154 63H152V64H154L153 66H152V69H150V66H151V62L153 61H150V62H148L149 60H145L147 57L146 56H144L145 54H142L141 55V53H138V50L139 49H141V47H137L138 46ZM157 44V45H156ZM158 44H159V46H158ZM162 44V45H161ZM217 44V45H216ZM245 44V45H244ZM17 45V46H16ZM127 45H129V46H127ZM131 45H132V48L134 47H137V48H139L138 50H137V48L136 49H134L132 52H131V50H132V48H131ZM134 45V46H133ZM139 45V46H140ZM184 45V46H183ZM82 46V47H81ZM152 46H153V48H152ZM162 46V47H161ZM181 46V47H180ZM183 46V47H182ZM213 46V47H212ZM218 46V47H217ZM74 47V48H73ZM84 47V48H83ZM89 47V48H88ZM97 47H98V49H97ZM104 47L106 48V49H104ZM111 47H112V50H111ZM206 47V48H205ZM234 47V48H233ZM21 48V49H22ZM67 48V49H66ZM113 48H114V51H113ZM120 50H118V49ZM142 48V49H143ZM181 48V49H180ZM216 48V49H215ZM219 48V49H218ZM250 48V49H249ZM9 49V50H8ZM72 49V50H71ZM118 50V55L121 57H119V58H117L118 57V55L116 54L115 55V53L117 52V50ZM198 49V50H197ZM202 49V50H201ZM225 49V50H224ZM227 49V50H226ZM246 49V50H245ZM249 49V50H248ZM254 48H252V50H253ZM59 50V51H60ZM101 50V51H100ZM108 50H110V51H108ZM136 50V51H135ZM214 50V51H213ZM11 51H12V53H11ZM65 51V52H64ZM68 51V52H67ZM105 51V52H104ZM116 51V52H115ZM123 51L125 52V53H123ZM130 52L129 54H128V52ZM182 51V52H181ZM194 51H197V52H195L194 53ZM211 51V52H210ZM219 51V52H218ZM226 51V52H225ZM229 51V52H228ZM240 51V52H239ZM245 51V52H244ZM7 52H8V55H7ZM58 52V51H57ZM88 52V53H87ZM99 52V53H98ZM110 52V53H109ZM113 52H115L114 54H113ZM120 52V53H119ZM137 52V55L135 54ZM159 52V53H160ZM163 52V53H162ZM164 52L166 53V54H164ZM180 52V54H178ZM201 53V55H199V56H197L196 57V55H198V54H200ZM215 52V53H214ZM248 52V53H247ZM252 54H250V53ZM60 53V52H59ZM63 53L64 54H66V53H68V54H66V57L63 55ZM105 53H109V55H111V54H113L112 56L114 57V59H122V60H113V61H110V60H108V58L110 57H112V56H108V58H106L104 55H106ZM132 53V54H131ZM134 53V54H133ZM169 53H170V58H168L169 57ZM182 53V54H181ZM184 53V54H183ZM192 53H194V54H192ZM203 53H204V55H205V57H206V60L208 61H205L204 59L205 58H203L204 56H203ZM215 55H214V54ZM224 53V54H223ZM231 53H233V54H231ZM95 54H96V57L97 56H99L100 58L99 59H101V56H104V59H106V60H108L107 62H112L111 64H113L114 62V64H116V61L118 62V64H116V65H120V66H122V67H120V66H116L115 67V69H117V70H119V67L122 69H120L121 71H125V70H128L127 68H126V66H128V68L129 67H132L133 68V71L131 70L132 68H129L130 70H128V72H127V74H125V76L126 75H128L126 78V80L124 79V81H122L124 84H126V86H127V88H126V90H125V88L123 89V87H122V85H124V84H122V82L121 81H116L117 83H119V82H121L120 83V87H117V83L115 82V81H112V79L113 80H115L116 78H114V77H116V74H117V71L115 70H113L114 69V64H113V73L115 74H113L112 73V71H110V69H109V67L110 68H112L111 66H104V65H102V63L100 62V61H102L103 59H101V60H99V59H97L96 57H95ZM101 54V55H100ZM124 54H126L125 56L127 57H122ZM131 54V55H130ZM151 54V57L152 58H150V55ZM168 54V55H167ZM189 54H190V56H189ZM229 54V55H228ZM239 54H240V56H239ZM248 54V55H247ZM4 55V56H3ZM68 55V56H67ZM70 55V56H69ZM94 55V56H93ZM122 55V56H121ZM129 57H128V56ZM141 55V57H139ZM176 56V58H175V56ZM179 55V56H178ZM183 55V56H182ZM206 55H208V56H206ZM212 55V56H211ZM224 55V56H223ZM7 56V57H6ZM90 56V57H89ZM93 56V57H92ZM107 56V55H106ZM116 56V57H115ZM143 56V57H142ZM172 56V57H171ZM185 56H187V57H185ZM251 58H250V57ZM254 56H255V59H254ZM10 57V58H9ZM92 57V58H91ZM96 59H95V58ZM113 57L111 58V59H113ZM139 57V58H138ZM155 57L157 58V56L155 55ZM166 57H167V59H166ZM181 57H183V58H181ZM184 57H185V60H186V58H188V59H190V61H189V66H190V62L191 61H193V63L192 64H194L196 61H198V62H200V59L198 58V57H202V59H203V61H205V66L204 67H206V68H203L202 69V65H201V62L199 63V66L201 67V69H199V67H198V65H197V63H195L196 65H197V67L195 66V64H194V67L193 66H190V69H191V67H193L194 69H189L190 71H189V73L192 71V72H194V73H191V74H189V75H191L192 77H189V75H183L185 72H184V70H183V72L184 73H181L184 77H182L183 78V80H182V78H181V76L179 75V74H177V72H175L176 71V62L178 63L177 64V69H178V67H179V69L178 70H180V72H182V70L181 69H184V68H187L188 66V64L187 65H185L186 64V62H188V61H186V62H183L184 60ZM190 57V58H189ZM226 57V58H225ZM240 57V58H239ZM7 58H9V60H7ZM73 58V59H72ZM91 58V59H90ZM143 58V59H142ZM178 58V59H177ZM198 58V59H197ZM212 58H214V59H212ZM218 58V59H217ZM220 58V59H219ZM223 58V59H222ZM250 60H249V59ZM253 58V59H252ZM66 61H65V60ZM69 59V60H68ZM124 59H128V63L127 64H125L126 62H124L125 60ZM139 59H141V60H139ZM163 59V60H162ZM172 61L173 59V61L171 62L170 60ZM181 59H182V61H181ZM194 59V60H193ZM196 59V60H195ZM236 59H238V60H236ZM98 60V65H96L95 64V62ZM130 60V61H129ZM167 60H169V61H167ZM213 60H216L217 62H215V65L219 62V64L217 65L218 66V68H219V71L215 68V66L212 64V66H214V67H212L211 66V63H213ZM249 61V63H248V61ZM252 60H254L256 63L254 64H252L251 62H253ZM63 61V62H62ZM69 61H70V63H69ZM77 61V62H76ZM90 61V62H89ZM93 61V62H92ZM139 63H138V62ZM140 61H142V62H140ZM202 61V60H201ZM202 61V62H203ZM224 61V62H223ZM229 61V62H228ZM234 61V62H233ZM240 61V62H239ZM251 61V62H250ZM4 62V63H3ZM86 62V63H85ZM89 62V63H88ZM123 62H124V64H123ZM134 62V63H133ZM154 62V61H153ZM174 62V63H173ZM223 62V63H222ZM9 63V64H8ZM60 65H59V64ZM64 63V64H63ZM88 63V64H87ZM92 63V64H91ZM101 63V64H100ZM120 63V64H119ZM143 63V64H142ZM148 63H149V65H148ZM173 64V66L170 64ZM204 63V62H203ZM202 63V64H203ZM228 63V64H227ZM236 63V64H235ZM2 64H4V65H2ZM68 64V65H67ZM74 66H73V65ZM85 64V65H84ZM92 65V66H89V65ZM100 64V65H99ZM109 64V63H108ZM138 64V65H137ZM147 64V65H146ZM163 64H165V66L163 65ZM167 64H168V66L170 67H168L167 66ZM185 65V67L183 66V65ZM191 64V65H192ZM257 64V65H256ZM10 65V66H9ZM43 65V64H42ZM65 65V66H64ZM136 65V66H135ZM222 67H220V66ZM226 65V66H225ZM249 65V66H248ZM251 65V66H250ZM253 65V66H252ZM98 66H100V67H98ZM102 66L103 67H105L104 68V71H105V69L107 70L106 72H104L103 71V68H102ZM145 68H144V67ZM173 68H172V67ZM175 66V67H174ZM181 66H183L184 68H181ZM187 66V67H186ZM248 66V67H247ZM255 66H257V67H255ZM2 67V68H1ZM44 67V66H43ZM58 67V68H57ZM73 67H75V68H73ZM126 69H125V68ZM134 67H136L135 69L137 70H135L134 69ZM162 67V68H161ZM169 68V70H168V68ZM208 67H209V71H208ZM212 67V68H211ZM228 67V68H227ZM235 67V68H234ZM249 67H253V69L254 70H252V68H249ZM257 69H255V68ZM86 68V69H85ZM89 68V69H88ZM109 70H108V69ZM139 68H140V71H138L139 70ZM174 68H175V71H174ZM189 68V67H188ZM198 68V69H197ZM210 68H211V70L212 71H214L215 69L218 71H214V72H216L214 75L216 76V74H217V80H218V73H220L222 70H223V68L225 69V70H223V72H224V76H226V78L223 76L222 77V79H220V81H221V87L223 88H221L222 90H223V95L222 96H218V97H220L219 99L217 98V96H214V95H217V93H215V92H217V90L218 89H220L219 87H218V89H217V83H218V81L217 80H215V82H214V85H213V87H212V91H210L208 88H206L207 86H209L208 84V81H210L212 78L210 77V76H213V74L211 73L212 71L210 70ZM214 68V69H213ZM230 68V69H229ZM234 69V70H231V69ZM248 68V70H245V69H247ZM263 68V69H262ZM44 69V68H43ZM76 69V70H75ZM80 69H81V71H80ZM91 69V71H89ZM145 69V70H144ZM148 69V70H147ZM150 69V70H149ZM173 69V70H172ZM222 69V70H221ZM250 69V70H249ZM261 69V70H260ZM62 70V71H61ZM78 70V71H77ZM119 70V71H120ZM161 70H162V72H161ZM197 70H200V72H198ZM204 72H203V71ZM227 70H228V73H226V75H225V71L227 72ZM245 70V71H244ZM252 70V71H251ZM256 70V71H255ZM44 71H45V69H44ZM71 71V72H70ZM73 71V72H72ZM88 71H89V73H88ZM118 71V72H119ZM130 71V72H129ZM136 71V72H135ZM174 71V72H173ZM185 71H186V69H185ZM195 71L196 72H198V73H195ZM250 71V72H249ZM260 72V73H258V72ZM1 72V71H0ZM10 72H11V70L8 72L9 74H10ZM53 72V73H52ZM58 72V73H57ZM85 72V73H84ZM94 72V73H93ZM104 72V73H103ZM167 72V73H166ZM187 73H188V70L186 71ZM243 72V73H242ZM8 73H7V76H9L8 75ZM89 74V76H88V74ZM90 73H92V75H90ZM131 73V75H132V73H134V75L133 76H131V75H129ZM147 73V74H146ZM151 73V74H152ZM161 73H163V75L161 74ZM166 75H168V76H166ZM186 73V74H187ZM205 73V75L206 76H209L208 78L210 79V80H208V79H205L206 77L203 75ZM207 73V74H206ZM211 73V74H210ZM231 73V74H230ZM237 75H236V74ZM241 73V74H240ZM254 75H253V74ZM257 73V74H256ZM11 74H12V72H11ZM56 74V75H55ZM59 74V75H58ZM104 74V75H103ZM108 74V75H109ZM141 74V75H140ZM169 74H171V75H169ZM197 74H199V75H197ZM229 74H230V76H229ZM240 74V75H239ZM247 75V78H246V75ZM252 74V75H251ZM5 75V74H4ZM65 75V76H64ZM85 75V76H84ZM101 75V74H100ZM138 75V76H137ZM146 75H147V77H146ZM176 75V76H175ZM179 75V76H178ZM194 75H196V76H194ZM202 75V76H201ZM231 75H232V78H230L231 77ZM78 76V77H77ZM79 76H80V78H79ZM83 76H84V78H83ZM94 76V75H93ZM130 76V77H129ZM135 76V77H134ZM151 76V75H150ZM227 76H228V78H227ZM233 76H235V77H233ZM237 76V77H236ZM251 78H250V77ZM69 77V78H68ZM99 77V76H98ZM134 77V78H133ZM178 77V78H177ZM195 77V80L193 79ZM197 77H200V78H198L197 79ZM205 77V78H204ZM243 77H244V79H243ZM257 77V78H256ZM7 79H8V77H6ZM56 78V79H55ZM180 78H181V80H180ZM193 80H192V79ZM204 78V79H203ZM237 78V79H236ZM248 78H250V79H248ZM5 80V84L4 85H6V86H8L9 84H7L8 83V80ZM51 79H53V80H51ZM128 79H130V80H128ZM134 79V80H133ZM186 79V80H185ZM203 79V80H202ZM229 79H231V81L228 80ZM234 79H235V81H237V83L236 82H234ZM248 79V80H247ZM56 80H57V82H56ZM133 80V81H132ZM135 80H136V82H135ZM141 80V81H140ZM185 80V81H184ZM200 80V81H199ZM207 80V81H206ZM241 80V82L239 83V81ZM252 80V82H251V84H250V81ZM258 80V81H257ZM50 81V82H49ZM53 83H52V82ZM139 81V82H138ZM181 81H183V83L181 82ZM200 82V85H199V87H205L204 88V90H205V94H206V92L208 93L209 91V98H210V102H209V100L207 99L206 101L208 102V103H205L206 101H205V99H204V103L206 104V106L205 105H202L204 108L202 109V113H201V111H200V116L201 117H203V118H201L200 116H198L197 115V113L198 112H196L197 111V109H195L196 107H194L195 105L197 106V102L198 101H196L195 103L193 102V101H195L198 97H199V103H200V101H201V103L203 102L202 100H200V98H202V94L201 95H197V96H195V97H197V98H195V100H193L194 99V96H192V94L193 95H195V94H197V93H199L198 91L200 90L201 92H202V90H201V88H199L198 89V84H199V82ZM203 81V82H202ZM260 81V82H259ZM60 82V83H59ZM70 82V83H69ZM71 82H72V84L73 85H70L71 84ZM112 82H115V83H112ZM129 83V85H128V83ZM131 82H133V83H131ZM138 82V83H137ZM177 82V83H176ZM198 82V83H197ZM201 82L202 83H205V84H207V85H205V84H202L201 85ZM207 82V83H206ZM227 82V83H226ZM230 82V83H229ZM50 83V84H49ZM54 83V84H55ZM62 83V84H61ZM79 83V84H78ZM143 83V82H142ZM141 83V84H142ZM260 83V84H259ZM46 84V85H47ZM140 84V85H141ZM177 84V86H179ZM140 85H137V86H140ZM203 85H205V86H203ZM224 85V86H223ZM227 85L229 86V88L230 89H228V87H227ZM6 86H4V87H2V90H0V111H1V108H3L2 106L4 105V101L7 99V93L9 92V88L7 89V88H5ZM111 86V85H110ZM65 88H66V86H64ZM115 89H114V88ZM117 87V88H116ZM183 87V86H182ZM181 87V88H182ZM191 87V88H190ZM216 87V88H215ZM225 87V88H224ZM111 88H113V89H111ZM120 88V89H119ZM237 88V87H236ZM239 88H241V87H238L237 89L239 90H237V92H238V95H237V99H239V100H241L242 98H245L246 97V93L244 94V92H246V90H243V88L242 89H239ZM56 89L58 90V88H54V91H56ZM60 89V88H59ZM63 89V88H62ZM128 89V90H127ZM206 89H207V91H206ZM219 90L218 92L219 93H221L222 92V90ZM228 89V90H227ZM260 89V90H259ZM106 90L107 89H105V91L103 90V93L104 92H106ZM121 91V93H120V91ZM125 91V92H123V91ZM204 90H203V92H204ZM209 90V91H208ZM226 90H227V92H226ZM240 90L243 92V94L244 95H242V92L240 93ZM257 90V91H256ZM109 91V90H108ZM113 91V92H114ZM187 91H188V93H187ZM197 91V92H196ZM263 91V92H262ZM57 92V91H56ZM131 91H129L128 93H130ZM172 92V93H173ZM191 92V93H190ZM200 92V93H201ZM212 92V93H211ZM248 92V91H247ZM114 93V94H115ZM123 93V94H122ZM199 93V94H200ZM255 93V94H254ZM262 93V94H261ZM6 94V95H5ZM125 94V95H124ZM127 94V95H126ZM190 94V95H189ZM205 94H203V96H205ZM211 94H212V96H211ZM222 94V93H221ZM221 94H219V95H221ZM224 94L226 95V96H228V97H226V96H224ZM241 94V95H240ZM119 95V96H118ZM178 95V96H177ZM207 95V94H206ZM239 95H240V97H239ZM190 96H191V98H190ZM201 96V97H200ZM213 96H214V98H213ZM223 96L225 97V98H223ZM244 96V97H243ZM47 96H45V98H46ZM175 97V98H176ZM188 97H189V99H188ZM216 97V98H215ZM254 97V98H253ZM6 98V99H5ZM174 98V100H176V99H178V98H176L175 99ZM39 99H40V102H39V100H38V102H39V105H41V104H44L45 102H42L41 101V97H39ZM180 99V98H179ZM203 99V98H202ZM222 99V100H221ZM4 100V101H3ZM45 100V99H44ZM43 100V101H44ZM59 100V99H58ZM122 100V99H121ZM124 100V101H125ZM169 100H172L171 98L170 99H168L167 101H169ZM192 100V101H191ZM198 100V99H197ZM221 100V101H220ZM245 99H242L241 101H244ZM46 101V100H45ZM124 101H122L123 103H124ZM262 101V100H261ZM122 102H118V104L119 103H122ZM170 102V101H169ZM215 101L213 100V103H214ZM255 102H257V103H255ZM263 102V101H262ZM261 102V103H262ZM129 103V102H128ZM171 103V102H170ZM168 103V106H169V110H173V111H169V113H171V115L173 114L172 112H174V110L177 108V107H174V105L171 103ZM216 103V102H215ZM250 103V104H251ZM209 104H210V107H209ZM255 104H257V105H255ZM263 105H264V102L262 103ZM170 105H172V106H170ZM194 105V106H193ZM208 105V106H207ZM133 106H134V104H133ZM261 107H262V105H260ZM116 107V109L119 107V109H121L122 110V107H121V105H117V106H115ZM174 107L175 109H172V108ZM198 107V106H197ZM205 107H208V109L209 110H207V108H205ZM258 107V106H257ZM190 108V109H189ZM54 109V108H53ZM56 109V108H55ZM117 110V112H120V110ZM132 109H133V107H132ZM135 109V108H134ZM178 109V108H177ZM186 109H187V111H186ZM206 109V110H205ZM213 109V108H212ZM192 110V111H191ZM196 110V111H195ZM180 111H181V113H180ZM183 111H184V113H183ZM205 111V112H204ZM220 111V110H219ZM195 112H196V114H195ZM175 113L176 112H174V114L172 115V116H174L175 115ZM176 114V116L177 115H179V114ZM188 113H190V114H188ZM194 114V115H193ZM204 114V115H203ZM197 115V116H196ZM179 116H181V115H179ZM137 117V116H136ZM182 117V116H181ZM201 118V120H198V118ZM138 118H139V115H138ZM141 118V117H140ZM138 119V122H137V120H136V123H138V125H139V121H141L142 119ZM174 119H175V117H174ZM176 119H178V117L176 118ZM195 120H194V118H193V121H194V123H192L193 125L195 124H197L198 125V123L196 122L195 123ZM227 122V124L229 123L228 121H226ZM222 123H223V120H222V122L220 123L221 125H222ZM262 123V122H261ZM263 123H264V121H263ZM262 123V127L264 128V124ZM226 123L224 122V124H223V126L222 127H224V128H222V129H224V130H222V129H219L218 128V130L220 131L221 130V132H219L218 130H217V132L215 131V129H217V125H214V127H212V126H210V127H208L207 126V128H209V129H214L213 130V133H212V131L210 132V130L208 129V130H206V127L205 128H203V126H202V129H204V130H206L204 133H203V135H201L198 131H197V129L195 130V128L197 127V125H196V127L194 128L193 127V125H192V127H188L189 129H191L189 132H188V130H187V138H188V140L190 139V141L192 140V143L191 142H189V144L191 143L192 145H193V143H195V144H197V142H198V144H200L199 142H201V144H202V146H203V150H204V153H206L207 155L205 156V159H207L208 161H210L209 163H208V161H207V163H208V165H211V166H214L215 164H213L212 165V162H216V160H217V162H216V165L218 166V167H221L222 168V166L223 167H226L227 169H225V168H223L224 169V173H225V171H226V174L225 175H227V174H229V176H234V178H231L230 177V180H232V181H234V182H236L237 180L239 181V183H241V182H243L242 181V179H241V177L239 176V174H236V173H238L234 168H236V163L234 162V160L236 161H238V155L240 154L241 156V158L245 161V163H246V166H248V169L250 168V170H248L247 168L245 169V173H246V171H247V174H250L251 175V177H246V178H248L249 180H250V184H251V186L252 187H254L255 189H257V187H256V183H258V186H261V189H262V191H260V196H259V192H257L258 190H254V192L256 193V194H254V195H257V197H262V198H257V199H253V201H257V202H259L258 204H257V202L255 203V206L253 205L254 204V202L251 200H247V198H245V200L243 199V198H241L240 200H242L241 202H238V201H240V200H238V201H236V202H238V203H236L235 205H233V204H231V205H233L234 206V208H236L238 205V208H236V209H234V208H232L231 209V207H230V205H228V208L232 211H230L228 208H227V210H226V207L222 204V201L220 202V200L218 199V198H220L221 197V195H220V192H218L219 191V189H218V186H216L215 184H214V186H212L211 188H210V190H211V192H210V190L208 189L209 187V185H207V182H205V181H201L199 184L197 183V185L195 184V183H193L192 185L194 186H197V188L196 189H194V187L191 185V188H190V191H191V189H193L191 192L189 191L188 192V196L186 195H181V199L180 200H177L176 199V201L178 202L177 203V206L178 207H175L176 208V210H172L173 211V213L172 214H175V215H173L174 217H176L175 219H176V225H175V227H176V229L175 230H178V231H174V229H173V232L171 233V234H169V238L167 239L166 238V242H165V244H168V245H166V247H165V245H163V247L161 246H157L158 248H157V253H156V256H155V258L157 257L158 259L160 258V262L162 263V261L164 262V263H162V264H188V263H190V264H259V259H260V256H261V253H263L264 254V236H262V235H264V188H263V186H264V184H263V182H264V174H263V170H264V129H261L262 131H260L259 129L258 130H255V131H253V130H251L250 132L252 133V135H251V133L249 134V133H247L248 134V136H247V134L246 135H242L241 134V132H244L243 130H241L240 132H239V130H236L235 129V124H231V123H229L228 124V126H227V124H226V127L224 126ZM194 125V126H195ZM232 125V128L230 127ZM234 125V126H233ZM261 125V124H260ZM200 126V125H199ZM204 126H206V125H204ZM216 127V128H215ZM221 127V126H220ZM228 127V128H227ZM261 127V128H262ZM177 128L179 129V126H177ZM194 128V129H193ZM198 128V127H197ZM228 130H227V129ZM230 128V129H229ZM140 129V128H139ZM139 129H138V132H140L139 131ZM199 129V128H198ZM231 129H232V132H231ZM234 129H235V131H238V132H235L234 133ZM242 129V128H241ZM225 130H226V132H225ZM177 132H179L178 130H176ZM215 131V132H214ZM222 131H224V132H222ZM259 131V132H258ZM198 132V133H197ZM206 132H208V133H206ZM254 132H255V135H253L254 134ZM261 132H263V133H261ZM143 133H144V130H143ZM194 133V134H193ZM218 133V134H217ZM223 133H225V135L223 134ZM176 134V133H175ZM190 134V135H189ZM192 134H193V136H192ZM216 134V135H215ZM234 134V135H233ZM244 134V133H243ZM260 134V135H259ZM140 136H141V133L139 134ZM148 135V134H147ZM177 135L180 137V139H179V137L178 136H175L176 137V144L178 145V143L177 142H180V140H181V138H183V140H182V143L183 142H185V143H183V145L185 146V145H187V143H186V141L188 142V140H185L184 138H186V137H184V135H186L185 133L183 134V136H182V134L181 133H177ZM181 135V136H180ZM192 136V137H189V136ZM199 135H201V136H199ZM208 135V136H207ZM212 135V136H211ZM221 137H220V136ZM227 135V136H226ZM243 136L244 137V139L243 138H241V136ZM251 135V136H250ZM10 136V135H9ZM9 136H7L6 138H4V135L2 136V133L0 134V147H2L4 144H6L7 143V138H9ZM139 136V137H140ZM195 136H197L196 138H195ZM207 136V137H206ZM237 138H236V137ZM240 136V139L238 138ZM246 136V137H245ZM262 136H263V138H262ZM145 137H148V136H145V133H144V136H143V138H145ZM202 137V138H201ZM203 137L204 138H206V139H203ZM214 137V141H216L217 140V142H215V144L213 143V140H212V138ZM223 137V138H222ZM4 138V139H3ZM153 138H156V136H154ZM234 138V139H233ZM1 139H2V141H1ZM140 139H141V137H140ZM159 139H162V138H160L159 137ZM194 139V140H193ZM197 139V140H196ZM201 139H202V141H201ZM232 139H233V141H232ZM237 139H239V140H237ZM246 139H247V141H249V142H247L246 141ZM251 139H252V141H251ZM9 141H8V144H9V142L11 141V137L8 139ZM22 141H23V139H21ZM155 141H156V139H154ZM163 140H164V138H163ZM167 141H165V142H168V146L169 145H173V142L171 141L172 139H169L170 140V142H171V144H169L170 142L168 141V139H166ZM173 140H175V138H173ZM196 140V141H195ZM230 140V141H229ZM235 140H236V142H235ZM53 141H56V140H53ZM53 141H51V145H49V143H48V145H47V142H46V145H47V147H45L44 146V144H43V142H39L38 141V143H40V144H38L37 143V147H38V149L36 150L37 152H39V154H38V157H34L35 158V160H36V162H38V163H36L37 164V166L38 165H43V163H42V155H40V154H43L44 156H46L45 154L47 153V154H50V153H52L53 151H50V153H49V150H53V148L55 149L56 147H57V144L59 145L60 143L58 142V141H56V142H53ZM136 141H140L139 140V138L136 140ZM160 141H162V140H160ZM159 141V142H160ZM210 141V142H209ZM220 143H219V142ZM223 143H222V142ZM243 141V142H242ZM2 142V143H1ZM50 142V141H49ZM165 142H163L162 141V144H161V142H160V147H159V145H158V147H156L157 148V150H158V153L160 152V150H162V148L164 149L165 147V152L167 153H169V151L167 150L168 149V147L167 146H165L164 144H165ZM202 142H204L205 144H203ZM207 142V143H206ZM227 142H228V145H227ZM230 142H233V143H231V145L229 144ZM255 142V143H254ZM54 145H53V144ZM208 143H213L214 144V146H213V144L211 145H209ZM243 143H245V144H243ZM43 144V145H42ZM174 144H175V142H174ZM208 144V145H207ZM219 144V145H218ZM222 144V145H221ZM257 144V145H256ZM40 145H42L43 147H44V149H43V147H42V149H41V146ZM191 145V146H192ZM206 145V146H205ZM216 145L218 146L217 148H218V150L216 149V148H214V147H216ZM226 145V146H225ZM239 145V146H238ZM247 145V147H245ZM249 145V146H248ZM252 145H253V147H252ZM55 146V147H54ZM60 147H61V145H59ZM162 146H165V147H162ZM212 146V147H211ZM242 146H243V148H242ZM50 147H52V148H50ZM171 147V146H170ZM175 147L176 146H174L173 145V149H174V151H175ZM190 147V146H189ZM205 147V148H204ZM211 149H209V148ZM220 147H221V149H220ZM228 147V148H227ZM235 147H237V148H235ZM240 147V148H239ZM194 149H195V146L193 147ZM208 148V149H207ZM223 148V149H222ZM233 148V149H232ZM48 149V150H47ZM172 148H171V150H173ZM227 149H229V150H227ZM235 149V150H234ZM248 149V150H247ZM42 151V152H40V151ZM62 150V149H61ZM169 150H170V148H169ZM196 150H197V148L195 149V150H192V151H194L195 153H193L194 155H193V157H195L196 156ZM227 150V152H225ZM231 150V151H230ZM256 150V151H255ZM209 151L211 152V153H209ZM217 153H216V152ZM229 151H230V153H229ZM46 152V153H45ZM62 152H63V150H62ZM162 152H164V151H161L160 153H162ZM240 152V153H239ZM214 154V156H213V154ZM235 153V154H234ZM61 153H59V155H60ZM219 154V155H218ZM224 154H225V156H224ZM227 154H229V156L227 155ZM231 154H232V156H231ZM233 154H234V157L236 158H233ZM238 154V155H237ZM242 154H244V156H242ZM249 154V155H248ZM209 155V156H208ZM217 155V156H216ZM253 155V156H252ZM212 157V159H211V157ZM227 156V157H226ZM246 156V157H245ZM216 157H218V158H216ZM224 157V158H223ZM263 157V158H262ZM195 158H198V159H201V158H199V157H195ZM210 158V159H209ZM214 158V159H213ZM38 159H41L40 161H38ZM223 159V160H222ZM227 159H228V161L229 162H231L233 159V162L234 163H230L229 164V162L227 161ZM255 159V160H254ZM262 159V160H261ZM34 160V159H33ZM212 160V161H211ZM215 160V161H214ZM225 160V161H224ZM222 161H224V162H222ZM32 163H30V164H33V163H35L34 161H31ZM222 162V163H221ZM228 162V163H227ZM257 162V163H256ZM42 163V164H41ZM211 163V164H210ZM259 163V164H258ZM220 164V165H219ZM221 164H223V165H221ZM224 164L225 165H227V166H224ZM232 164V165H231ZM214 166L215 168H217V166ZM229 165H230V167H229ZM256 165V166H255ZM36 166V165H35ZM234 166V167H233ZM231 167H233L232 169H230ZM221 168H217V169H221ZM258 168H260V169H258ZM255 169V170H254ZM258 169V170H257ZM260 170H262L261 172H260ZM228 171V172H227ZM232 171V172H231ZM248 171H249V173H248ZM257 171H259V172H257ZM231 172V173H230ZM236 172V173H235ZM252 172H254L253 174H251ZM255 172H257V173H255ZM230 174H232V175H230ZM256 174V175H255ZM262 174H263V176H262ZM40 176H41V174H39ZM38 175V183L37 182H35L34 184H36V185H33L34 186V190H36L35 191V195H36V198L38 199V197L39 196H41V197H39L40 198V202H41V199L42 200H44V191L42 190V189H45L44 187H46V185L44 184V182L42 181V178H40V176ZM236 175H237V177H236ZM254 177H253V176ZM258 175V176H257ZM228 176V175H227ZM248 176V175H247ZM256 176H257V178L260 180V181H258V179L256 178ZM236 178V179H235ZM240 178V179H239ZM255 180V181H258V182H255V181H253V179ZM257 180H256V179ZM235 179V180H234ZM41 180V181H40ZM247 180V179H246ZM41 183H40V182ZM238 181H237V183H238ZM255 182L253 185H252V183L253 182ZM31 182H32V180H31ZM33 183V182H32ZM201 183H203V184H201ZM262 183V184H261ZM38 184H39V186H38ZM204 184H206V185H204ZM200 185H201V187H200ZM263 185V186H262ZM40 186H42V187H40ZM44 186V187H43ZM175 186V185H174ZM171 187V190H175L177 187L175 186V187ZM199 186V187H198ZM203 186V187H202ZM205 186V187H204ZM216 187V188H215ZM32 188V186L30 187V189ZM36 188V189H35ZM173 188V189H172ZM175 188V189H174ZM201 188V189H200ZM207 189L206 191L204 190V189ZM214 188H215V190H214ZM166 189V191H169L168 192V195H171L172 196V194H171V190H169L170 188H168V187H166L165 188ZM218 191H217V190ZM196 190V191H195ZM201 190V191H200ZM202 190H204V191H202ZM43 191V192H42ZM209 191V192H208ZM203 193V195L205 196V198H206V200H207V202H206V200H205V198H203L204 196L203 195H201L202 193ZM206 192V193H205ZM262 192V193H261ZM181 193V192H180ZM179 193V194H180ZM193 193V194H192ZM196 193V195H194ZM198 193V194H197ZM208 193V194H207ZM214 193H216V195H214ZM38 194V195H37ZM41 194V195H40ZM159 194V193H158ZM175 194H177V193H175ZM174 194V195H175ZM210 194V195H209ZM213 194V195H212ZM242 194V193H241ZM193 195V196H192ZM199 195H201V196H198ZM208 196V199H207V196ZM219 197H218V196ZM263 195V196H262ZM38 196V197H37ZM180 196V195H179ZM178 196V194L177 195H175V198H178L179 197ZM183 196V197H182ZM197 198H196V197ZM174 197V196H173ZM187 197H189L188 199L190 200H188L187 199ZM195 198V200H197V199H199L198 201H196V202H194L195 200H194V198ZM210 197V198H209ZM212 197V198H211ZM241 197H243V196H241ZM215 198V199H214ZM172 199H174V198H172ZM179 199V198H178ZM184 199V200H183ZM203 199V200H202ZM212 201H211V200ZM258 199H259V201H258ZM185 200H187V201H185ZM202 200V201H201ZM216 200V201H215ZM169 201H171V199L169 198ZM173 201V200H172ZM176 201H175V199H174V201H173V203L176 205ZM181 201V202H180ZM188 201H189V203H188ZM200 201V203H197V202H199ZM209 201V202H208ZM251 202L252 203V205L251 204H249L248 202ZM39 202V199H38V201H37V204H40V202ZM43 202V201H42ZM180 202V203H179ZM186 202V203H185ZM192 202H194L195 203V205H193V203ZM203 202H206V203H203ZM214 202V203H213ZM261 202V203H260ZM184 203V204H183ZM216 203H218L217 205H215ZM243 203H245V204H243ZM41 204H43V203H41ZM174 204H172V206L174 205ZM179 204V205H178ZM182 204V205H181ZM192 206H190V205ZM197 204H199L198 205V207L199 208H197ZM201 204V205H200ZM238 204V205H237ZM241 204H243L242 206H241ZM249 204V205H248ZM163 205V204H162ZM162 205H161V207H162ZM168 205V204H167ZM166 205V207H168ZM181 205V206H180ZM211 205V206H210ZM221 205L223 206V207H221ZM237 205V206H236ZM41 205H39V209H41L42 207H40ZM232 206V207H233ZM245 206H247V208L245 207ZM252 208H251V207ZM262 206H263V208H262ZM161 207H160V209H161ZM169 207H170V204H169ZM183 209H182V208ZM189 207V208H188ZM209 207H211L210 209H209ZM242 207H244V208H242ZM255 207H256V209H255ZM257 207H258V209H257ZM259 207H260V210H259ZM164 207H162V209H163ZM174 208V209H175ZM192 208H194L193 209V211L192 212H190L191 210H192ZM199 209V211L201 212V211H205L203 214H202V212H201V214H199L200 216H202L204 219L206 218V220H210V219H212V220H216L217 221V223H216V221L214 222V221H212V222H214V224H215V226H216V224L218 225L219 224V226L221 227L222 226V228L221 229H223V230H220V231H223L225 234H223V237H225L226 236V233H228L230 230H229V228L230 229H232L231 231H233V232H231L230 231V233H229V241H228V239H226L228 242H225L226 240L225 239H222V240H224V241H222L221 239H219L222 243L223 242H225V243H223V244H225V245H223V244H221L220 243V241L217 239L216 241H217V243H215L216 241H214L213 242V239L214 238H212L211 240H212V243H213V245H214V243H215V245L213 246V245H211V241L210 242H208V243H210V246H209V244H207L206 243V241L205 242H203L202 244H203V246H202V244H201V242L202 241H200L199 239V241L198 240H195V241H193L195 238H193V240H192V237L190 236V234H188V232L189 231H191V229L192 228H195L194 226L192 227H189V221H193V220H191V219H189V218H192L193 216V218L192 219H194L195 217H196V215H193V214H195L196 212L197 213H200V212H198V211H196L197 209ZM203 208V209H202ZM206 208V209H205ZM39 209L37 208L36 210V213L39 215L40 214V212H39ZM182 209V210H181ZM186 211H185V210ZM191 209V210H190ZM196 209V210H195ZM208 209H209V211H208ZM221 209V210H220ZM246 209V210H245ZM249 209V210H248ZM251 209V210H250ZM43 208H42V210H40L41 211V214L40 215H42V214H45L46 212L44 211L43 212ZM187 210H188V212H187ZM171 211V212H172ZM176 211H178V213L176 212ZM180 211V212H179ZM217 211H219V213L217 212ZM241 211H243V212H241ZM251 211H253V212H251ZM256 211V212H255ZM39 212V213H38ZM43 212V213H42ZM207 212L208 213H211V216H210V214L208 215L207 214ZM213 212H215L214 214H213ZM217 212V213H216ZM227 212H228V214H227ZM235 212H237V214H239V215H237V218H236V213ZM240 212V213H239ZM255 212V213H254ZM262 212V213H261ZM181 213V214H180ZM185 213L188 215H185ZM192 213V214H191ZM196 213V214H197ZM222 213V215H220ZM232 213V214H231ZM233 213H234V217H233ZM242 213V215H240ZM244 213V214H243ZM246 213H248V214H246ZM259 213V214H258ZM191 214V215H190ZM205 214V215H204ZM212 214H213V216H212ZM219 214V215H218ZM263 214V215H262ZM34 215V214H33ZM46 215V214H45ZM44 215V216H45ZM184 215H185V217H184ZM223 215H226V216H223ZM228 215L230 216L229 218H228ZM249 217H248V216ZM191 216V217H190ZM208 216V217H207ZM217 216V217H216ZM219 216V217H218ZM223 216V217H222ZM240 218H239V217ZM257 216V217H256ZM35 217V216H34ZM80 217V216H79ZM179 217V218H178ZM187 217V218H186ZM245 219H244V218ZM247 217V218H246ZM253 217H255V218H253ZM186 218V219H185ZM217 218V219H216ZM234 218V219H233ZM243 220H242V219ZM35 219V218H34ZM78 220H79V218H77ZM181 219V220H180ZM184 219H185V221H184ZM187 219H188V222H187ZM221 219H223L222 221H221ZM231 219H232V222H231ZM237 219V220H236ZM255 219H257V221L255 220ZM179 220V221H178ZM195 220V219H194ZM225 220H226V224H224L225 223ZM249 220H250V222H249ZM196 221V220H195ZM195 221L193 222L194 224L193 225H195ZM211 221V220H210ZM209 221V222H210ZM218 221H220L219 223H218ZM259 221V222H258ZM185 222V223H184ZM186 222H187V224H188V226L187 227H189L190 228V230H189V228H186ZM191 222H190V224H191ZM208 222V221H207ZM211 222V223H212ZM228 222H230V226L231 227H229V224H228ZM241 222H242V224H241ZM247 222V223H246ZM254 222V223H253ZM261 222V223H260ZM33 223V222H32ZM178 223V224H177ZM180 223V224H179ZM184 223V224H183ZM235 223V224H234ZM239 223V224H238ZM253 223V224H252ZM35 224V223H34ZM223 224V225H222ZM227 224H228V227H226L225 228V226H227ZM235 226H234V225ZM238 224V225H237ZM241 224V225H240ZM244 224H246V225H244ZM260 224H262L263 226L261 227V225ZM181 225V226H180ZM192 225V224H191ZM225 225V226H224ZM250 225V226H249ZM251 225H253V227L251 226ZM257 225V226H256ZM260 225V226H259ZM33 226V225H32ZM196 226V228H197V226H198V224L197 225H195ZM216 227V229L217 228H220V227ZM241 226V227H240ZM247 226V227H246ZM33 227H35V226H33ZM239 227V228H238ZM178 228V229H177ZM182 228V229H181ZM196 228L195 229H192V231L194 230V231H196ZM103 229V228H102ZM186 229H188V231L186 232ZM237 229V230H236ZM254 229H257V230H255V232L256 233H254ZM262 229H263V231H262ZM30 230H33L32 228L30 229ZM182 230V231H181ZM239 230V231H238ZM243 230V231H242ZM180 231V232H179ZM184 231V232H183ZM219 231V230H218ZM248 231V232H247ZM258 231V232H257ZM261 231V232H260ZM174 232H176V233H174ZM196 232H198V231H196ZM223 232H220L221 234L223 233ZM235 232H238V233H235ZM244 232V233H243ZM158 233H160V232H158ZM181 233V234H180ZM258 233H260V234H258ZM161 234H163V233H161ZM175 234H177V235H175ZM234 236H233V235ZM237 234V235H236ZM243 234V236H241ZM159 235V234H158ZM157 235V236H158ZM172 235V236H171ZM173 235H174V238H173ZM185 235V236H184ZM186 235H188V236H190L189 238H188V236H186ZM225 235V236H224ZM254 235H259L258 236V238H256L257 236H255L254 237ZM179 238H178V237ZM193 236V235H192ZM222 236V235H221ZM230 236H231V238H230ZM241 236V237H240ZM239 237V238H238ZM254 237V238H253ZM175 238H177V240L175 239ZM191 238V239H190ZM227 238V237H226ZM239 240H238V239ZM256 238V239H255ZM175 239V240H174ZM183 239V240H182ZM190 239V240H189ZM236 239V240H235ZM258 239V240H257ZM260 239V240H259ZM143 240V239H142ZM141 240V241H142ZM144 240H145V238H144ZM171 240V242H168V241H170ZM185 240H186V242H185ZM215 240V239H214ZM255 240V241H254ZM140 241V242H141ZM146 242L148 241L147 239L145 240ZM179 241V242H178ZM184 242L183 243V245L182 244H180L181 242ZM204 241V240H203ZM218 241H219V243L221 244H219L218 243ZM231 241H232V243H231ZM146 242H144L143 241V243L141 242V243H139V244H137V245H139V248H138V246H137V248H138V250H137V252L136 253H140V252H142V255L141 254H139L138 256H137V254L136 253H134V258H133V260H131L130 262L129 261H127V263H122V264H139V263H141V264H145V260H144V256H143V251L142 250H145L146 249V247H143V246H146L145 244H146ZM168 242V243H167ZM176 244H175V243ZM195 242H198V243H195ZM147 243H149V242H147ZM180 244V246H179V244ZM192 243V244H191ZM194 243V244H193ZM204 243H206V245H204ZM236 243V244H235ZM172 244V245H171ZM188 244V245H187ZM190 244V245H189ZM199 244V245H198ZM201 244V245H200ZM246 244V245H245ZM249 244V245H248ZM252 244V245H251ZM262 244V245H261ZM142 245V247L140 248V246ZM159 245V244H158ZM173 245H178L177 247H175V246H173ZM182 245V246H181ZM196 245H198V246H196ZM222 245H223V247H222ZM228 245V246H227ZM150 246V245H149ZM148 246V247H149ZM175 247V248H173V247ZM186 246V247H185ZM189 246V247H188ZM193 246V247H192ZM196 246V247H195ZM201 246V247H200ZM205 246H206V248H205ZM232 246V247H231ZM258 246H259V248H258ZM172 247V248H171ZM188 247V248H187ZM192 247V248H191ZM217 247V248H216ZM219 247H220V249H219ZM224 247H226V249L227 250H224L225 248ZM230 247V248H229ZM261 247V248H260ZM143 248V249H142ZM145 248V249H144ZM165 248V249H164ZM181 248H184V249H181ZM187 248V249H186ZM190 248V249H189ZM195 248V249H194ZM203 248V249H202ZM213 248V249H212ZM158 249H160V250H158ZM170 249H171V251H170ZM174 249V251H172ZM192 249V250H191ZM206 249V250H205ZM210 251V252H208V250ZM232 249V250H231ZM141 250V251H140ZM161 250H162V252H163V250H164V252H165V254L163 253V256L164 257H160L161 255L160 254H162L161 253ZM178 250V251H177ZM183 250V252H181ZM185 250V251H184ZM187 250V251H186ZM191 250V251H190ZM202 250V251H201ZM218 250V251H217ZM220 250V251H219ZM254 250V251H253ZM263 250V252H261ZM158 251H160V252H158ZM177 253H176V252ZM180 251V252H179ZM213 253H212V252ZM223 253H222V252ZM185 252V253H184ZM189 252V253H188ZM201 252V253H200ZM208 252V253H207ZM248 252H249V254H248ZM259 252H260V254H259ZM160 253V254H159ZM168 253V254H167ZM170 253H171V255H170ZM175 253V254H174ZM178 253H179V256H177L178 255ZM199 253V254H198ZM210 253H212V254H210ZM215 253V254H214ZM220 255H219V254ZM121 254V253H120ZM167 254V255H166ZM174 254V255H173ZM183 256H182V255ZM186 254V255H185ZM191 254V255H190ZM195 254V255H194ZM217 254V255H216ZM260 256H259V255ZM114 255V254H113ZM113 255L111 256V259H113ZM185 255V256H184ZM48 256H49V254H48ZM143 256V257H142ZM169 256H170V262H169V260H168V258H169ZM176 256V257H175ZM188 256V257H187ZM203 256V257H202ZM138 257V258H137ZM140 257V258H139ZM166 257H167V259H166ZM175 257V258H174ZM209 257V258H208ZM235 257V258H234ZM180 258V259H179ZM183 258V259H182ZM186 258V259H185ZM110 259V260H111ZM136 259V260H135ZM157 259V260H158ZM174 259V260H173ZM187 259H188V261H187ZM224 259V260H223ZM238 259V260H237ZM144 260V261H143ZM156 260V261H157ZM165 260V261H164ZM176 260H178V261H176ZM179 260H181V261H179ZM207 260V261H206ZM112 261V260H111ZM176 261V262H175ZM158 262V261H157ZM169 262V263H168ZM181 262V263H180ZM112 264H115V262L113 261V262H111ZM79 264H94V262L92 261V259H90L89 257L88 258H84L83 260H82V262L81 263H79ZM121 264V263H120Z\"/></svg>",
    "mask_w": 264,
    "mask_h": 264
}]
</instances>
